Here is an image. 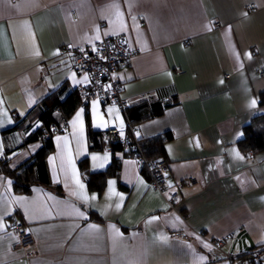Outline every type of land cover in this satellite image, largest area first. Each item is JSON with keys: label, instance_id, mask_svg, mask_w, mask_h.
Listing matches in <instances>:
<instances>
[{"label": "crops", "instance_id": "1", "mask_svg": "<svg viewBox=\"0 0 264 264\" xmlns=\"http://www.w3.org/2000/svg\"><path fill=\"white\" fill-rule=\"evenodd\" d=\"M251 2L256 8L246 9ZM117 33L134 51L117 78L129 115L139 120L135 136L172 135L163 158L168 185L178 190L175 208L150 186L136 159L121 150L114 153L118 174L106 179L100 193L88 188L80 159L87 157L89 171L103 170L112 151L89 150L86 113L91 128L104 133L121 128V121L124 127L126 117L117 104L97 101L96 112L108 125L97 127L93 101L78 104L66 128L49 140L52 185L15 192L12 179L0 172V215L7 213L0 221V264H227L212 249L216 238L243 227L224 245L236 255L264 243V151L244 152L238 144L244 126L264 114L259 102L264 0H0V156L11 168L30 159L43 143L21 145L40 124L37 101L62 83L73 90L80 84L76 80L86 82L60 47L91 46L97 35ZM142 102L171 104L159 115L139 119L135 108ZM81 109L84 132L77 155L78 126L74 129L72 121ZM58 136L68 138L87 202L73 194L79 189L70 169L67 177L61 171L67 153ZM105 153L107 164L94 168L92 155ZM110 180L117 193L111 197ZM18 221L35 237L27 254L12 248L5 236Z\"/></svg>", "mask_w": 264, "mask_h": 264}, {"label": "built area", "instance_id": "2", "mask_svg": "<svg viewBox=\"0 0 264 264\" xmlns=\"http://www.w3.org/2000/svg\"><path fill=\"white\" fill-rule=\"evenodd\" d=\"M254 8H256V4L253 2L246 5L248 10ZM59 51L71 56L73 69L78 74L88 76V80L83 84H78L75 89L80 105L87 106L91 101L96 100L103 105L117 104L120 106L126 117L123 135L120 134L121 128L113 126L106 130L108 140L119 143L121 151L128 152L136 159L139 170L147 171L150 186L159 191L166 198L168 204L175 208L178 202V190L176 188L171 190L168 185L170 174L167 161L162 157L150 160L145 157L140 147L139 138L135 136L139 125L130 122L125 113L128 102L122 97L123 84L117 78V73L130 64L134 54V51L128 46L125 35L117 33L105 36L91 46L69 47L64 45L60 47ZM260 73L264 74V69H261ZM66 125V121L51 122L42 128V137L51 138L53 134L64 130ZM185 182L191 183L192 178H187ZM242 230L243 227L239 228L237 233L216 238L212 241V249L226 259L227 264H264V243L251 247L242 255H236L224 248L225 243L236 238ZM5 236L11 240L12 248L23 250L26 254L35 241L33 233L24 221H18L10 226L5 231Z\"/></svg>", "mask_w": 264, "mask_h": 264}, {"label": "trees", "instance_id": "3", "mask_svg": "<svg viewBox=\"0 0 264 264\" xmlns=\"http://www.w3.org/2000/svg\"><path fill=\"white\" fill-rule=\"evenodd\" d=\"M260 96L259 102L262 103L264 102V94ZM78 104L76 90H68L66 83H62L56 89L49 91L37 101L34 110H37V119L40 121V124L28 132L21 145L41 139L43 142L41 146L30 159L17 168L9 167L8 160L4 156H0V172L12 179L13 190L15 192L28 193L34 184L52 185L46 163V156L51 151L52 145L49 143L50 138L42 137V128L51 122L61 123L66 121ZM170 104L169 102L162 105L159 102H151L149 104L142 102L135 108V111L138 117H141L139 119H144L159 115L162 113L164 107ZM125 111L130 122L137 123L139 121L129 115L128 107L125 108ZM86 124L88 128L89 150H100L108 146L112 151L110 163L103 170L89 171L87 168V157L79 161V167L84 174L88 188L100 193L106 179L118 174L119 161L114 153L117 150H121V146L119 143L107 141V138L105 141L104 135H106V132L92 129L88 113H86ZM171 137V133L167 131L151 138L139 139L140 147L145 157L148 160L159 157L163 158L165 153L164 145ZM238 144L244 152L264 151V114L254 116L244 126L243 136L238 141ZM55 188L60 190L58 185ZM91 216H95V214L91 212Z\"/></svg>", "mask_w": 264, "mask_h": 264}, {"label": "snow or ice", "instance_id": "4", "mask_svg": "<svg viewBox=\"0 0 264 264\" xmlns=\"http://www.w3.org/2000/svg\"><path fill=\"white\" fill-rule=\"evenodd\" d=\"M113 7H117L116 5H113ZM117 15H119V13H117ZM108 33H105V35H107ZM96 40L100 39V36L97 35L95 37ZM95 50V49H94ZM81 51H84L83 49H81ZM38 55V53H37ZM84 80L87 81L88 80V76L85 75ZM75 83H81V81L76 80ZM97 101H93L92 102V108H93V118H94V122L96 121V119H99V123H96L95 126L97 127H107V122L104 120L103 116H98L97 112H96V108H97ZM252 106L256 105V101L253 100L251 102ZM111 111V110H110ZM83 109H81L80 112H77L75 119L72 121L73 127L74 129L77 128L78 126V130L73 132V136L74 138L77 140V155H79V146L82 143L83 140V132H84V127H83V121L81 119V115H82ZM117 119H119V117H117ZM121 135H123V122L121 121ZM57 141H61L63 140L64 143L62 145V150L64 152L67 153L66 159L62 156V163H61V171L64 172L65 176L67 177L69 174V169L71 171V179L74 181V183L77 185L79 191L73 193L74 195H77L79 198H81L82 200H84L85 202L88 201L89 197L88 195L84 192V184L81 183L79 174L76 171L75 168V161L72 157V153L71 150L68 147V138L67 137H56ZM237 155H239L237 153ZM242 158V157H241ZM51 159V158H50ZM92 161L94 162L93 167H99V168H103L108 160H109V155L108 153H105L102 157L101 156H97V155H92L91 157ZM11 183V181H9V184ZM115 184V181H108V195L109 197L113 196V195H117V193H115L114 189H113V185ZM97 197L95 195H93L91 197L92 200H95ZM123 199V197L121 196V200ZM17 200L19 202L23 201V198H17ZM120 204L116 205V208L119 209L120 208ZM7 213H4L2 215H0V221L3 220V215H6ZM79 215H83V213H79ZM155 219V218H154ZM91 227H95V226H91ZM4 228V224L0 223V229ZM207 246V245H206Z\"/></svg>", "mask_w": 264, "mask_h": 264}]
</instances>
